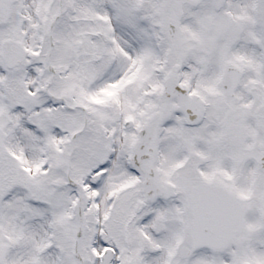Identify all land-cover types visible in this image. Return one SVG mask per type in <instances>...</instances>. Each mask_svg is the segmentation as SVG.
<instances>
[{
    "label": "snow or ice",
    "instance_id": "6c2138e0",
    "mask_svg": "<svg viewBox=\"0 0 264 264\" xmlns=\"http://www.w3.org/2000/svg\"><path fill=\"white\" fill-rule=\"evenodd\" d=\"M0 264H264V0H0Z\"/></svg>",
    "mask_w": 264,
    "mask_h": 264
}]
</instances>
